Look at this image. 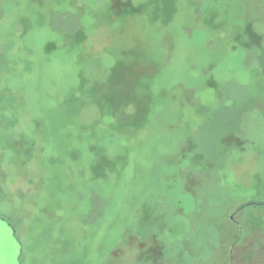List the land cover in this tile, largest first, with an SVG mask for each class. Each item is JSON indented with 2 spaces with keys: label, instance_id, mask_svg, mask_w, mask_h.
<instances>
[{
  "label": "rangeland",
  "instance_id": "obj_1",
  "mask_svg": "<svg viewBox=\"0 0 264 264\" xmlns=\"http://www.w3.org/2000/svg\"><path fill=\"white\" fill-rule=\"evenodd\" d=\"M0 217L13 264H264V0H0Z\"/></svg>",
  "mask_w": 264,
  "mask_h": 264
},
{
  "label": "water",
  "instance_id": "obj_2",
  "mask_svg": "<svg viewBox=\"0 0 264 264\" xmlns=\"http://www.w3.org/2000/svg\"><path fill=\"white\" fill-rule=\"evenodd\" d=\"M234 216L231 215V218H233ZM0 222H1V227H3V229L5 227H8V229H10L9 231L14 232L13 227L10 226V224L2 217H0ZM4 247H7L6 250ZM10 248H12V246L9 243V239H8V235L7 233H5L4 230L0 229V251L3 257L6 258V261H9L8 264H13L14 263V258H11L12 256H10ZM2 249V250H1ZM12 250V249H11Z\"/></svg>",
  "mask_w": 264,
  "mask_h": 264
},
{
  "label": "trees",
  "instance_id": "obj_3",
  "mask_svg": "<svg viewBox=\"0 0 264 264\" xmlns=\"http://www.w3.org/2000/svg\"><path fill=\"white\" fill-rule=\"evenodd\" d=\"M3 218V217H2ZM5 219V218H4ZM6 220V219H5ZM6 221H8V220H6ZM9 222V221H8ZM9 224H11L10 222H9Z\"/></svg>",
  "mask_w": 264,
  "mask_h": 264
}]
</instances>
